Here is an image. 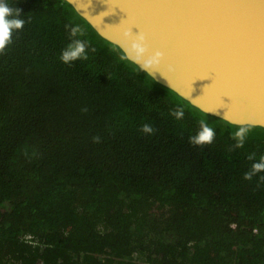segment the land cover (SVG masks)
<instances>
[{"label": "trees", "instance_id": "16d2710c", "mask_svg": "<svg viewBox=\"0 0 264 264\" xmlns=\"http://www.w3.org/2000/svg\"><path fill=\"white\" fill-rule=\"evenodd\" d=\"M9 2L25 25L0 55V264H264V181L243 179L264 129L236 148L239 127L121 60L66 2ZM71 25L88 59L65 65ZM202 120L216 136L196 147Z\"/></svg>", "mask_w": 264, "mask_h": 264}, {"label": "water", "instance_id": "95a60500", "mask_svg": "<svg viewBox=\"0 0 264 264\" xmlns=\"http://www.w3.org/2000/svg\"><path fill=\"white\" fill-rule=\"evenodd\" d=\"M62 1L101 39L121 53L125 42L117 28L132 26L135 17L140 18L141 11L145 9V26H136L132 33L136 34L138 30L142 32L152 51L165 55L169 52L165 44L170 43L171 47L177 45L173 48V54L178 53L174 62L170 57H163L168 67L172 66L171 70L166 65L163 68L160 65L159 73L154 76L145 74L204 115L236 127L264 129V50L258 45V41L264 40V24L263 21L256 23L249 34L246 33V29L250 28L242 22L245 0H239V3L234 0L235 5L230 0L228 7L220 0H210L214 1V5L200 12H197L195 0ZM192 8L195 9L193 13ZM113 16L118 18L115 22H120V25L114 26L117 28L109 22ZM252 30L256 33H252ZM157 44H161L159 48ZM184 56L201 57L205 61L198 62V70L204 71L194 78L199 82V91L189 88L190 82L184 83L186 79L182 83L179 76L191 70ZM215 58L224 62V70L214 73L215 78L210 81L205 74H208V70L213 71L207 66ZM174 66L179 74L172 71Z\"/></svg>", "mask_w": 264, "mask_h": 264}, {"label": "clouds", "instance_id": "9594fccd", "mask_svg": "<svg viewBox=\"0 0 264 264\" xmlns=\"http://www.w3.org/2000/svg\"><path fill=\"white\" fill-rule=\"evenodd\" d=\"M19 9L13 8L9 0H0V55H3L5 49L10 45L14 32H19L24 28L25 21L20 19ZM122 40L125 42L122 45L121 60L131 62L136 65L140 72L155 75L158 72L159 66L163 60V54L159 51H152L146 43V37L138 30L133 34L129 28L122 31ZM68 43L61 51L59 59L65 65L73 64L78 60H87L89 52V41L85 38V33L79 25H71L69 30ZM170 115L176 120L184 118L183 108H177ZM250 129L247 127H239L232 138L235 141L236 148H242L248 137ZM141 132L146 135H151L154 129L150 124H145L141 128ZM216 136V131L208 125L207 122L201 121L199 131L189 138V143L196 147L210 145ZM249 160L253 161L250 169L244 174L243 179L251 181L253 177L259 176V179L264 181V156L256 158L249 156Z\"/></svg>", "mask_w": 264, "mask_h": 264}, {"label": "bare ground", "instance_id": "6f19581e", "mask_svg": "<svg viewBox=\"0 0 264 264\" xmlns=\"http://www.w3.org/2000/svg\"><path fill=\"white\" fill-rule=\"evenodd\" d=\"M125 1H128V0H125ZM220 1H222L223 3H224V5L225 6H227L228 7V5H230L229 4V1L230 0H220ZM237 1V3H239V0H236ZM234 2V0H231V3L232 4H234L233 3ZM194 3H196L195 5H196V9H197V12H200V11H202V10H205L206 9V7H208V6H212V4L214 5V1H208V0H195V2ZM193 3V4H194ZM198 3V4H197ZM183 5V4H182ZM195 5H194V7H195ZM235 5V4H234ZM183 8V7H182ZM181 8V9H182ZM195 9L194 8H192V13H193V11H194ZM142 13H141V15H140V18H137V17H135V22H134V24L136 23L137 25H135V26H137V27H141V26H145V24H144V22L143 21H145V18H144V12H145V9H143L142 11H141ZM140 13V12H139ZM242 13H243V16H242V22L244 23H246V24H248V27L250 28V29H246L247 31H246V33L247 34H249V30H251V28H254V26H255V24L256 23H259L260 24V22H262L263 21V24H264V0H245V2H244V6H243V10H242ZM125 18V17H124ZM138 19V20H137ZM116 20H118V18L116 17V16H113V20H109V22L111 21V26L112 27H114V26H116V25H120V22L118 21V22H115ZM242 23V24H243ZM133 24V25H134ZM114 28H117V27H114ZM126 28H129V26L128 27H126ZM117 30H119V31H123L124 29L123 28H117ZM235 32V31H234ZM252 33H256V31L255 30H252ZM259 43H258V45L259 46H261L260 48H262L263 50H264V40L262 41V42H260V41H258ZM255 44L257 43V40H255V42H254ZM158 45V44H157ZM161 44H159L158 45V48H159V46H160ZM165 46H166V48H167V50L169 51V52H166L165 53V55L163 54V57L165 56V59L166 58H169L170 57V59H171V61H175L176 60V58H178V53H176V54H173V53H175V52H173V48H175V47H177V45L176 44H174V46L173 47H171V45H170V43H166L165 44ZM157 48V47H156ZM172 49V50H171ZM181 53V52H180ZM177 55V56H176ZM181 56H182V54H181ZM185 58H187V56H184V59ZM189 63H188V65H189V67L191 68V70L190 71H187L184 75L183 74H181V75H179L180 77H182L181 79H182V83H183V81H184V83L187 81V83H189L190 82V87L189 88H194V90H197V91H199V89H200V87H199V82H197L196 80L197 79H194L195 77H196V75H198L201 71H204V70H198V67H197V65H199L200 64V61H202L203 59L201 58V57H188L187 59H186ZM219 59H212L211 60V63L207 66L208 68H213V71L211 72L210 70H208V74L206 73L205 75H207V79H209L210 81H213V79L215 78V75H214V73L215 74H218L217 72H223V64H224V62H222L221 60H219ZM198 62H199V64H198ZM205 61L203 60L202 61V63H204ZM220 62V63H219ZM169 63H170V60H169ZM219 63V64H218ZM161 67L163 66V65H166L167 67L169 66V64L167 63V62H165L164 60L161 62ZM178 67V66H177ZM163 68V67H162ZM167 69V68H166ZM168 69L169 70H171L172 69V66H170V67H168ZM207 70V69H206ZM174 73H177L176 72V66H174L173 67V70H172ZM172 71H170V73L172 72ZM172 72V73H173ZM177 74H179V72L177 73ZM202 75H204V74H202ZM180 79V80H181ZM195 81H194V80ZM202 79V78H201ZM181 82V81H180Z\"/></svg>", "mask_w": 264, "mask_h": 264}, {"label": "snow or ice", "instance_id": "6c2138e0", "mask_svg": "<svg viewBox=\"0 0 264 264\" xmlns=\"http://www.w3.org/2000/svg\"><path fill=\"white\" fill-rule=\"evenodd\" d=\"M133 28H137V27H136L135 25H132V26L129 27V30L132 32V29H133ZM225 97H226V96H225Z\"/></svg>", "mask_w": 264, "mask_h": 264}]
</instances>
